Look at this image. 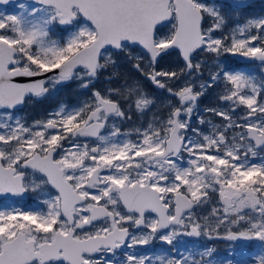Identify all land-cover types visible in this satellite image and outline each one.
<instances>
[{
  "label": "snow or ice",
  "instance_id": "6c2138e0",
  "mask_svg": "<svg viewBox=\"0 0 264 264\" xmlns=\"http://www.w3.org/2000/svg\"><path fill=\"white\" fill-rule=\"evenodd\" d=\"M9 4L0 7V196L36 193L43 207L0 205V264H264V16L239 23L247 0H0ZM202 53L217 58L207 81ZM225 54L257 61L262 78L225 68ZM173 55L182 66L158 67ZM101 76L123 83L102 93ZM73 81L90 100L32 124L17 115ZM221 82L222 105L205 119L198 103ZM134 113L147 124L122 132ZM193 114L206 130L192 127ZM213 194L220 207L200 215ZM201 237L231 242L227 256Z\"/></svg>",
  "mask_w": 264,
  "mask_h": 264
},
{
  "label": "rangeland",
  "instance_id": "374dc122",
  "mask_svg": "<svg viewBox=\"0 0 264 264\" xmlns=\"http://www.w3.org/2000/svg\"><path fill=\"white\" fill-rule=\"evenodd\" d=\"M254 8L258 7L256 9H249V10H241L240 14H239V23H243L245 21L246 17H261L264 16V12L260 13V14H255L252 15L253 13L259 12L260 8L264 10V6H258V5H252ZM4 9H11L12 6H0ZM226 12H229L231 14H233V19L230 20V24H235L237 22L236 18H235V11L231 8H226L225 9ZM164 31H167V29H165ZM57 33L59 36H67L66 32H62L60 29H57ZM136 51L139 50V48L137 47L135 49ZM207 54H211L212 53H202L198 56V60L200 62H202V76L200 77V79L207 81L211 75L212 72L217 70V58L214 56L212 57L214 60H212L211 63H208L210 61L209 57L207 56ZM227 55L230 56V54H225L219 57V62L225 67V68H229L232 70H237V69H233L232 67H234V65L232 64V59L231 58H227ZM176 58V55H173V60L172 63H174V59ZM121 65L125 66V68L129 69V71H132L134 73V76L140 81V83L142 84V86L149 92H152L153 94H155L158 99H166L167 98V94L166 93H162L159 90L155 89L154 86L151 84L150 81H148L147 79H145L143 76H141L139 73H137L135 71V69H133L131 67L130 64H128L126 61H121ZM252 70V69H249ZM123 72H125L124 70H122ZM259 72H260V78L261 77V69L259 68ZM123 83V80H114L111 82V84H109V82L103 77L101 76L99 78V80L95 83L94 87L96 90L101 91L102 93L106 90V88L108 87H119L120 84ZM220 84H223V82H221ZM96 85H100L101 88H96ZM68 86L71 95V98L73 99V101H67L65 98H60L58 100V102L56 101L55 104H53L50 108L45 110V106L44 108H41L43 104L47 103L48 101H50L51 99H56V95L57 92L53 95H51L49 98H45L43 100H39L36 101L34 100L31 103H26L25 107L21 110V111H17V115L23 117L24 121L27 124H32L34 121H38V120H45L49 117V113H51L52 111H54L61 103L67 104L69 106H75V105H79L81 104L83 101L85 100H90L91 99V92L87 89L81 90L77 87V82L73 81L65 86H63L62 88ZM223 86L220 87H215L213 89H209L208 93L201 97L199 103H198V113L200 116H203L205 119H207L211 114L210 113H206L204 111L205 108L208 107H213L216 106L218 103L222 105V102H219L216 100V95L218 92H220L222 90ZM61 89V88H60ZM58 96V95H57ZM115 98V97H114ZM40 108V109H39ZM167 109H164L163 112L166 113ZM245 111V109L243 107L238 108L237 109V114H242ZM150 117H145L143 120H136V119H131V120H127L124 121L123 123L118 122V126L120 127L122 132H127L130 131L133 127H141V126H145L147 124V121ZM213 120H215L216 122H220V118L219 117H212ZM241 123L243 121H240ZM192 127H197V128H201L206 130L207 126L206 125H200L198 123L197 120V114H193L192 116ZM109 129H107L105 132H107ZM135 137V136H133ZM252 162L254 163H260L261 160L259 157L255 158ZM186 166V165H185ZM53 191V190H52ZM0 205L2 206H7V205H12L14 207H18L22 210H32L35 207H43V205H39L37 202V194L36 193H29V199L28 200H14V199H3L0 200ZM212 207H220L219 205V201H218V196L216 194H213V198H212ZM212 207H206L204 210V214H201L202 216H206L210 213L211 208ZM220 232L223 233L224 232V227L222 226L220 228ZM231 242L224 240V239H207V238H202V240L199 242V246H208V247H212L214 246L216 248V253H214V255H220V256H227L228 254V245ZM253 244H255L256 242H252ZM143 251V250H142Z\"/></svg>",
  "mask_w": 264,
  "mask_h": 264
},
{
  "label": "flooded vegetation",
  "instance_id": "af4514ba",
  "mask_svg": "<svg viewBox=\"0 0 264 264\" xmlns=\"http://www.w3.org/2000/svg\"><path fill=\"white\" fill-rule=\"evenodd\" d=\"M167 57L168 56H166V57H164L160 62H162L164 59H167ZM176 58L177 59H180L178 56H176ZM227 58H231L232 59V64L234 65V67H232L233 69H237V70H241V69H257V71H258V73H259V63L258 62H253V63H251V62H249V63H242V62H238V61H236L233 57H232V55L230 54V56L229 55H227ZM170 59V58H169ZM181 60V59H180ZM212 60H214L213 58H210V61L208 62V63H211L212 62ZM178 67H180V65H177V64H175L174 65V69H176V68H178ZM220 86H223V84H220L218 87H220ZM132 119H136V120H139L138 118H137V115L134 113L133 115H132ZM79 140H81V141H88V140H90L91 138H78ZM132 139H135V137H132ZM65 143H67V142H65ZM182 155L183 156H185V158H187V153H182ZM212 207L211 205H206L205 207H204V209H202L201 211H200V215L201 214H204V210H205V208L206 207ZM202 238L203 237H201L200 238V240H199V242L202 240ZM187 239H193V238H187ZM160 247V244L158 243V242H153V244L152 245H150V246H146V248H144V249H141V250H148V249H150V248H159Z\"/></svg>",
  "mask_w": 264,
  "mask_h": 264
},
{
  "label": "water",
  "instance_id": "95a60500",
  "mask_svg": "<svg viewBox=\"0 0 264 264\" xmlns=\"http://www.w3.org/2000/svg\"><path fill=\"white\" fill-rule=\"evenodd\" d=\"M224 1H227V0H224ZM253 1H258V0H247L248 4H250ZM14 2H15V0H13V3ZM9 5H11V4H9ZM235 57L237 59H239L240 61H243V62L254 61V60H250V59L245 58V57H241L239 55H235ZM14 82L28 83V82H31V79L27 78V77H16V78H14ZM23 107H24V105L19 106L18 109H16V110L22 109ZM27 197L28 196H27V193H26L23 197H3V196H0V199H3V198L26 199Z\"/></svg>",
  "mask_w": 264,
  "mask_h": 264
},
{
  "label": "trees",
  "instance_id": "16d2710c",
  "mask_svg": "<svg viewBox=\"0 0 264 264\" xmlns=\"http://www.w3.org/2000/svg\"><path fill=\"white\" fill-rule=\"evenodd\" d=\"M58 95V96H57ZM57 95H56V99H51L50 101H48L47 103L43 104L41 108H44L45 106V110L50 108L53 104L56 103V101L58 102V100L60 98H65L67 101H73V99L71 98V93H70V90H69V87L66 86L64 88H61L58 92H57ZM58 99V100H57ZM40 109V108H39Z\"/></svg>",
  "mask_w": 264,
  "mask_h": 264
}]
</instances>
